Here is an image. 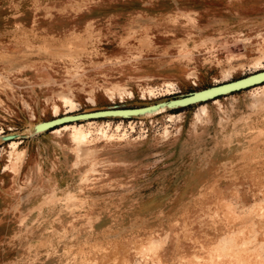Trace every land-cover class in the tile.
Returning <instances> with one entry per match:
<instances>
[{"label": "rangeland", "instance_id": "1", "mask_svg": "<svg viewBox=\"0 0 264 264\" xmlns=\"http://www.w3.org/2000/svg\"><path fill=\"white\" fill-rule=\"evenodd\" d=\"M263 70L264 0H0V264H264V83L161 106Z\"/></svg>", "mask_w": 264, "mask_h": 264}, {"label": "water", "instance_id": "2", "mask_svg": "<svg viewBox=\"0 0 264 264\" xmlns=\"http://www.w3.org/2000/svg\"><path fill=\"white\" fill-rule=\"evenodd\" d=\"M261 83H264V70L254 73L252 75L246 76L244 78L224 83L221 85H217L208 89H204L198 92H194L189 94L188 96L171 100L167 102L166 104H162L161 106H174L176 104H180L179 107L172 108H183L187 107L189 105L204 102L207 100H213L219 96L230 94L236 91H241L244 89H247L249 87H254L256 85H259ZM199 99L198 102H195V99ZM201 100V101H200ZM159 106V107H161ZM155 107L150 108H144V109H131V110H121V109H114V110H104V111H96L91 113H82V114H75V115H68V116H62L60 118L53 119L51 121L43 122L35 126L36 132H42L46 131L50 128H53L55 126L59 125H66L70 122H76V121H84L88 119H98V118H104V117H134L138 114L154 111ZM130 115V116H129Z\"/></svg>", "mask_w": 264, "mask_h": 264}, {"label": "bare ground", "instance_id": "3", "mask_svg": "<svg viewBox=\"0 0 264 264\" xmlns=\"http://www.w3.org/2000/svg\"><path fill=\"white\" fill-rule=\"evenodd\" d=\"M192 75H195V74H193L192 73ZM263 95V94H262ZM196 101L195 102H198L199 101V99L197 98V99H195ZM201 101V100H200ZM215 103H218L217 101H215ZM259 103H260V101H259ZM178 106H180V104H177ZM254 106H255V104H254ZM162 110H164V109H162ZM160 110H157V112H159ZM200 111H201V113L203 114V115H206V109L204 108V107H202V108H200ZM144 113H148V112H144ZM140 114H138V115H136V116H139ZM65 129L64 130H67L68 131V129L69 128H67V127H64ZM75 128V127H74ZM76 129V128H75ZM72 130H73V128H72ZM74 132L73 133H71L70 134V136L72 137V139H73V141L74 142H76L78 145H79V147H80V145H83V143H84V141H85V139H86V135L85 134H82V133H80V129L79 130H73ZM59 134H61V132L59 133L58 131H55L54 132V135H59Z\"/></svg>", "mask_w": 264, "mask_h": 264}]
</instances>
